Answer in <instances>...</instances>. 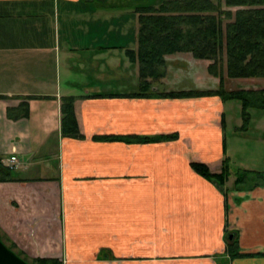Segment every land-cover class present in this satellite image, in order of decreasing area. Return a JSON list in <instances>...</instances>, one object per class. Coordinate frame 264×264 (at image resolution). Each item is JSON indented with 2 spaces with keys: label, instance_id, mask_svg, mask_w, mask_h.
Segmentation results:
<instances>
[{
  "label": "crops",
  "instance_id": "1",
  "mask_svg": "<svg viewBox=\"0 0 264 264\" xmlns=\"http://www.w3.org/2000/svg\"><path fill=\"white\" fill-rule=\"evenodd\" d=\"M146 1L0 0V157L17 158L16 180L0 182V231L27 258L62 264H264V183L224 197L189 165L220 172L225 102L131 96L139 72L126 51L137 48L135 9ZM193 59L219 82L210 61ZM62 96L75 97L83 138L61 135ZM21 102L29 117L9 119ZM169 134L177 138H108ZM232 239L241 254L229 258Z\"/></svg>",
  "mask_w": 264,
  "mask_h": 264
},
{
  "label": "trees",
  "instance_id": "2",
  "mask_svg": "<svg viewBox=\"0 0 264 264\" xmlns=\"http://www.w3.org/2000/svg\"><path fill=\"white\" fill-rule=\"evenodd\" d=\"M222 2L227 7H238V9L234 13L225 10ZM135 11L138 13L137 48L127 50L126 53L129 59L138 65L139 90L131 96L149 97L155 92L154 94L164 98L219 96L223 102L237 100L242 107V130L249 122L247 120L250 108L264 109V89L229 91L224 86L225 78L264 77V0H165L156 7L139 5ZM225 19L229 21L224 24ZM182 52L190 53L195 59L210 61L207 71L219 79L216 89L152 90L153 86L159 84L164 77L166 56ZM36 97L39 96L31 95L26 99ZM74 100L73 96L60 98L61 135L83 138L75 118ZM29 114V106L26 102L7 109V117L11 120L27 118ZM224 123L222 120V127ZM99 138L95 137V139ZM108 138L145 143L165 138L175 139L177 135ZM189 165L196 174L213 182L226 197L227 188L224 187L230 174L226 159L222 160L220 172L211 171L207 164L199 161H191ZM246 172L238 173L234 182L236 186L243 181L241 177L245 176ZM253 175L257 176V174ZM14 180H16L15 170L4 165L0 157V182ZM225 209H228L226 198ZM0 238L7 244L5 240L7 237L1 231ZM9 242L10 249L18 256L23 255L12 241ZM226 251L229 258L241 254L238 251L237 239H232L227 244ZM100 252L97 255L99 259H101ZM107 258L113 259V257ZM32 260L30 264H62V261L56 258L38 257Z\"/></svg>",
  "mask_w": 264,
  "mask_h": 264
},
{
  "label": "rangeland",
  "instance_id": "3",
  "mask_svg": "<svg viewBox=\"0 0 264 264\" xmlns=\"http://www.w3.org/2000/svg\"><path fill=\"white\" fill-rule=\"evenodd\" d=\"M155 2L156 0H147L146 4L152 5ZM222 4H223L222 6L223 9L230 10L233 13L235 12L236 8L227 7L223 2ZM228 21L229 20L225 19L224 24ZM167 59L169 60V62L166 65L165 74L164 77L162 78L163 81L168 82L167 91H169V89H172V86L179 88L178 90H184L181 88L186 86H190L191 89L189 90H193L194 86L199 87L200 85H203L204 87L210 89L217 88L216 86H218L217 85L218 83L216 82V79L206 74L205 69L203 68L205 63L207 64L208 62L195 61L190 53H188V56L170 55L167 56ZM175 60L184 61L187 67L184 68L178 67L173 63ZM258 78H264V77H258ZM225 80H226L225 89L229 91L243 89L244 85H246L247 83L249 84L256 83L261 86L264 85V82H262V80H257V79L249 81L246 80L245 78H237V79L225 78ZM246 90H250V88ZM224 110L226 111V118L222 117L221 121L225 120L227 127L225 129V136H224V147L226 153L223 156V159H226L227 167L230 170V174H229L230 180L228 176L227 179L228 182L226 181L224 189L228 187L227 188V193H228L230 192L229 190L234 191L237 190L238 188H241V185L245 184L246 182L252 181V183L254 182L264 183V132L262 131L264 129V116L258 118V111L260 109L250 108L248 111L250 115H249V119L247 120L249 122L246 123L245 129L242 130L241 126L243 124L242 123L243 118H242L241 103L237 100H228L227 103L225 101ZM149 137H158V136H149ZM163 140L168 141L173 139L165 138ZM154 142H158V141H154ZM241 171L244 174L245 171H247L246 172L247 174L242 177L239 176L243 181H241L236 186L234 182L236 177L239 175L238 173H240ZM253 174L255 175L257 174V176H252ZM233 178L235 179L233 180ZM5 240L7 242V244L6 243L5 244L9 246L8 245L10 244L9 240H7V238H5ZM20 257L22 259L23 258L26 259V261L30 263H32L33 261L32 259H34V258H25L24 254L20 255Z\"/></svg>",
  "mask_w": 264,
  "mask_h": 264
},
{
  "label": "water",
  "instance_id": "4",
  "mask_svg": "<svg viewBox=\"0 0 264 264\" xmlns=\"http://www.w3.org/2000/svg\"><path fill=\"white\" fill-rule=\"evenodd\" d=\"M0 264H30L18 256L0 238Z\"/></svg>",
  "mask_w": 264,
  "mask_h": 264
},
{
  "label": "built area",
  "instance_id": "5",
  "mask_svg": "<svg viewBox=\"0 0 264 264\" xmlns=\"http://www.w3.org/2000/svg\"><path fill=\"white\" fill-rule=\"evenodd\" d=\"M3 163L7 167H9L11 169H15L17 166V158H16V156L12 155L8 159L4 160Z\"/></svg>",
  "mask_w": 264,
  "mask_h": 264
}]
</instances>
